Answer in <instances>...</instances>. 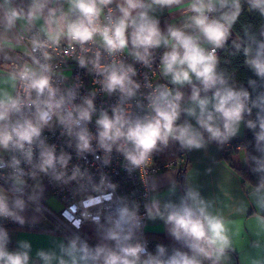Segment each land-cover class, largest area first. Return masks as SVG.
I'll return each mask as SVG.
<instances>
[{
  "label": "clouds",
  "instance_id": "9594fccd",
  "mask_svg": "<svg viewBox=\"0 0 264 264\" xmlns=\"http://www.w3.org/2000/svg\"><path fill=\"white\" fill-rule=\"evenodd\" d=\"M10 2L5 0L6 4ZM50 2L31 0L26 14L22 10L9 8L4 16L6 28H12L22 18L29 25L44 20L41 30L47 39L34 36L31 40L32 53L42 52L44 61L51 58L44 50L51 44H59L62 38L83 46L99 37L102 47L110 56L127 50L130 43L132 51L129 54L146 66L151 61V49L162 45L169 49L161 58V74L169 78L171 84L178 86L177 89L164 85L155 87L147 96L148 111L143 116L133 117L120 105L112 109L111 116L107 111H101L96 120L98 134L95 139L98 148L106 154L115 148L132 168H139L148 163L161 145L167 146L170 141L178 142L186 150L205 148L211 141L218 145L227 143L238 134L244 114H251L252 107L258 108L257 121L248 120L247 127L255 129L257 124L259 127L255 139L261 156L251 157L256 165L252 170L260 174L253 195L257 206L264 209V93L252 100L249 107L248 91L243 88L237 90L229 84L223 73L217 71L216 52L225 45L240 15V0H190L193 15L189 21L182 28L168 27L166 34L161 32L159 21L149 13L155 5L170 7L181 4L182 0H121L117 4L119 15L113 18V11L109 9L107 23L103 24L100 22L103 10L114 0H67L68 11L60 10L59 14L57 9L49 7ZM248 2L252 9L264 16V0ZM218 9L228 10L223 11L218 18H210L208 14ZM186 28L193 29L195 34L186 32ZM247 35L249 43L243 48L245 64L264 81V41ZM203 43L210 45V49L205 48ZM32 60L35 67L26 65L11 76L13 81H19L22 86L23 97L0 91V148L18 151L24 162L33 168L31 172L25 173L20 167L21 160L12 157L7 166L13 170L10 177L11 191L17 195L11 204L5 191L0 189V217L21 224L24 219L20 213L27 207L22 198L25 175L35 178L38 169L44 174L51 173L52 179L64 184L91 179L79 166H75L71 175H68L64 169L71 157L65 153L57 157L55 146H49L40 139L42 130L50 125L54 117L67 135L75 138L78 157L95 152L92 147L94 137L87 128L96 111L93 99L85 97L81 104H74V91L69 90L64 94L53 86L49 64L42 63L35 56H32ZM91 63L97 74L103 77L101 83L106 93L118 92L122 101L136 96L140 85L132 79L136 70L131 65L115 60L108 65H101L99 52ZM80 65L86 67V61L81 59ZM249 84L256 86L252 80ZM185 85L191 87L190 106L182 108L184 94L178 88ZM209 92L211 95H208ZM26 110L30 115L25 114ZM182 112L194 117L198 127L187 121L178 124ZM14 116L17 117L15 120ZM204 133H207V139ZM33 145L39 148L37 163L33 162ZM104 162L107 163V160ZM57 165L60 170H57ZM0 166H4L3 161H0ZM100 183H108L107 177L102 175ZM110 186L115 188V185ZM170 191L174 192L175 186ZM39 199L40 196L35 192L28 196L29 201L38 203ZM90 203L94 205L96 202ZM145 208L149 219L160 218L170 225L169 234L189 251L174 249L170 256H166L165 247L157 245V252L153 255L147 252L146 243H133L135 232L141 225L138 205L130 206L121 201L106 217L107 227L102 234V240L110 241L112 245L100 243L93 248L78 235H73L66 245H60L62 256L59 264H202L201 258L217 264L231 248L226 221L208 211L209 204L195 189L188 188L179 203L168 201L161 208L159 200L153 198ZM86 215L99 224V215ZM8 243V232L0 227V264H29L30 244L21 241V250L10 252L6 247ZM37 256L44 264H51L53 259H57L55 253L45 251H39ZM65 256L68 259H64ZM142 256L146 258L141 259Z\"/></svg>",
  "mask_w": 264,
  "mask_h": 264
},
{
  "label": "built area",
  "instance_id": "2783aa9c",
  "mask_svg": "<svg viewBox=\"0 0 264 264\" xmlns=\"http://www.w3.org/2000/svg\"><path fill=\"white\" fill-rule=\"evenodd\" d=\"M112 9L113 18L118 16V9L114 2L104 8L101 15L100 22L107 23L106 17L108 10ZM210 17L212 13L208 14ZM131 29H129V32ZM264 29L260 31L261 40L264 41ZM34 36L40 39H47L35 28H30L29 32L20 36L21 41L28 46V56L23 59H18L10 62H4L0 58V67L3 63L6 64V69L13 75L24 66L35 67L33 64L32 56L37 57L42 63H48L51 68L52 84L58 88L61 93L66 94L69 90L76 93L74 104H81L83 98L88 97L93 99L96 111L92 115L91 121L87 124L89 132L93 135L92 147L95 152L85 153L82 157H78L76 151V140L74 137L67 135L66 130L53 118L49 126L42 130L41 137L45 144L55 146V153L57 157L61 153H65L71 157L68 162L67 168L64 169L68 175H71L75 166H79L82 172H86L91 179H83L79 181H71L67 184L58 182L52 179L51 173L44 174L36 170V177L42 178L45 190L50 196L59 204V209H48L39 201L33 202L28 200L30 194L24 189L23 199L29 202L34 207H39L53 223L56 229L60 230L67 238L73 235H78L82 240V234L87 230L92 229L96 225L107 226L106 217L111 214L112 209L117 203L123 201L130 206L138 205V215L141 219V225L135 232L133 243L141 242L146 243L147 252L155 255L157 252V245H162L166 249V256H170L174 249L166 244L153 240L147 236L145 224L147 219V212L145 205L150 204L151 198V177L170 166H179V159H175L166 163H155L154 154H152L146 165L139 168H132L128 161L124 158L121 152L113 149L109 154H106L102 149L97 147V140L95 137L98 134V127L96 120L99 118L101 111H107L109 116L112 115V109L117 105L122 106L133 117L143 116L148 111L147 96L158 85H164V81L160 76L161 72V58L160 52L150 50L152 53L149 65H144L136 61L126 50L110 56L107 51L102 47L99 37L93 42H89L83 46L75 44L72 41H60L59 44H51L44 51H47L51 57L49 60L44 61L42 52L38 51L32 53L31 40ZM218 49L216 55L218 54ZM100 53V64L108 65L115 61H122L125 65H131L136 70V75L132 79L140 85L135 97L131 100H121L120 94H108L103 90L102 79L103 77L97 74V70L93 68L91 63L95 59L96 53ZM86 61L87 66L82 67L80 60ZM24 96V91L19 81H16V93ZM35 94L33 93V96ZM26 115L30 113L25 112ZM17 117H13L15 120ZM239 147L238 141H232L227 145V148L237 149ZM17 157L21 160L20 167L25 173L33 170L32 166L24 162L23 156L14 149H9L5 157H0L4 166H0V189L6 192L17 195L13 191L11 174L12 169L10 165L12 157ZM39 148L33 145V162H38ZM107 160V163L104 161ZM131 169V170H129ZM57 170H60L57 165ZM106 176L108 183L101 184V176ZM35 177V178H36ZM35 178L30 175H25L23 179L25 182L30 183ZM110 185H115L113 189ZM95 201L92 205L90 202ZM75 208L76 211H72ZM67 213V216L65 215ZM99 215V224L95 223L90 216ZM10 218L0 217V227L10 226L12 223ZM184 251L182 249H179ZM187 252V251H184ZM146 257H141L145 259Z\"/></svg>",
  "mask_w": 264,
  "mask_h": 264
},
{
  "label": "crops",
  "instance_id": "0c3cea01",
  "mask_svg": "<svg viewBox=\"0 0 264 264\" xmlns=\"http://www.w3.org/2000/svg\"><path fill=\"white\" fill-rule=\"evenodd\" d=\"M121 0H114L117 6ZM31 0H11L10 4H6L5 0H0V58L4 62H10L18 59H23L28 56V46L25 45L20 36L29 32L30 28H35L42 35L46 36L42 31L44 20L35 21L29 25L26 19H19L12 28L5 26V12L9 8H16L17 11H23L25 14L28 10ZM49 7L55 8L64 12L68 11L69 5L67 0H51ZM46 14V13H45ZM159 21L161 32L166 34L168 27L182 28L189 21V17L193 15L190 11V0H182L179 5L170 7L153 6V10L149 13ZM119 15V12H118ZM190 34H195L191 28L184 29ZM47 37V36H46ZM60 41L68 42L66 38ZM205 48L210 49V45L203 43ZM155 52H160L163 56L165 51L169 49L163 45L159 48L152 49ZM127 52L132 51L129 43ZM12 74L6 69V64L3 63L0 67V91H7L11 95L16 93V81L11 79ZM162 81L165 82L168 88L176 90L178 86L170 83L169 78L162 76ZM235 87V86H234ZM236 88V87H235ZM237 89V88H236ZM183 95L181 107L190 106L191 87L183 86L178 88ZM204 93H201L203 96ZM211 95V92L208 93ZM185 121L191 123L194 127H198L194 117H189L182 112L178 124ZM203 131V130H201ZM245 132L244 119L240 124L238 134L231 138L227 143L218 145L216 142H208L205 148L196 150L182 149L178 142L170 141L167 146L161 145L155 151L154 157L160 152H181L179 165L185 166L183 174L184 189L181 188L178 182L179 166L166 167L160 172L151 177V198L159 200L161 208L163 204L171 201L179 203L188 188L197 190L201 197L209 204L208 211L214 215H219L224 218L228 228V234L231 239V248L226 251L217 264H264V209H260L252 192H246L241 184V180L234 169H243L247 167V156L243 148L237 149L227 148V145L232 141H239L243 138ZM207 139V133H204ZM229 150H235L230 156V162L223 159V153ZM8 150L0 148V157H5ZM157 163V161H155ZM158 164V163H157ZM42 178L36 177L30 183L25 182L26 188H30L31 194L37 193L40 196L39 202L48 209H53L49 206L50 194L45 190L38 189L37 185H41ZM175 186V191L170 189ZM9 203L11 204L15 196L9 192ZM30 194V193H29ZM52 200V199H51ZM26 209L20 213L24 219V223L15 222L12 219V224L5 229L9 235V243L7 250L10 252L20 251L19 243L26 241L30 244L29 264H44L37 256L39 251L55 253L57 259H53L51 264H59V258L62 256L60 245L67 244L68 239L60 230L56 229L50 219L40 210L26 201ZM17 227V228H16ZM107 226L96 225L90 230H87L81 236L90 247H95L100 243H108L103 241L102 234ZM24 228H41L43 231H36ZM170 225L165 224L160 218L149 219L147 217L145 230L147 236L153 240L163 241L168 245L179 246L184 251H189L181 242L176 241L169 234ZM175 248V247H173ZM64 259H68L66 256ZM202 259V264H212L210 260Z\"/></svg>",
  "mask_w": 264,
  "mask_h": 264
},
{
  "label": "trees",
  "instance_id": "16d2710c",
  "mask_svg": "<svg viewBox=\"0 0 264 264\" xmlns=\"http://www.w3.org/2000/svg\"><path fill=\"white\" fill-rule=\"evenodd\" d=\"M241 11L240 15L237 18L236 22L233 24L230 32V36L226 41L225 45L218 49V65L217 71L223 73L226 78L229 80V84L235 86L237 90L243 88L248 91L250 96L249 107H251V101L255 100L260 93H264V81L254 73V71L245 64V55L243 53V48L249 43L248 35H253L257 40H261L260 31L264 29V16H261L260 12L256 9H252L248 0H240ZM228 9H218L216 12H213L210 18H218L223 11ZM236 45L240 47L237 48ZM255 48V45H253ZM255 81L256 86L253 87L249 84V81ZM259 112L258 108L252 107L251 114L247 112L244 114V123H245V132L241 140H239V147L243 148L247 156V167L243 169H234L241 180V184L246 192H252L255 186L259 181V173L254 172L252 169L256 167L255 162L251 157H260L261 153L257 151L256 148V139L255 134L259 131V127L255 129H250L247 127V121L252 120L253 122L257 121V113ZM235 150H229L223 153V159L227 162H230V156ZM181 152H160L156 155L155 161L157 163H166L171 162L179 158ZM184 174V173H183ZM183 176L181 177L178 173V182L182 189L183 185ZM10 226L3 227L4 229L9 228ZM17 228V227H16ZM36 231H43L41 228H24ZM83 238V237H82ZM150 238V237H149ZM152 239V238H151ZM160 241V240H158ZM166 244L163 241H160ZM167 245V244H166ZM172 247L171 245H168ZM175 248L181 249L182 247L173 246Z\"/></svg>",
  "mask_w": 264,
  "mask_h": 264
},
{
  "label": "rangeland",
  "instance_id": "374dc122",
  "mask_svg": "<svg viewBox=\"0 0 264 264\" xmlns=\"http://www.w3.org/2000/svg\"><path fill=\"white\" fill-rule=\"evenodd\" d=\"M25 188H26V185H25ZM38 189H40L42 191L45 190V187H44L43 183L41 185H39ZM26 191H27L28 194L30 193V195H31V191L32 190L30 188H28V189L26 188ZM6 195H8V194H6ZM48 205L51 206V207H53L54 210L59 209V204L53 198H50V204H48Z\"/></svg>",
  "mask_w": 264,
  "mask_h": 264
},
{
  "label": "water",
  "instance_id": "95a60500",
  "mask_svg": "<svg viewBox=\"0 0 264 264\" xmlns=\"http://www.w3.org/2000/svg\"><path fill=\"white\" fill-rule=\"evenodd\" d=\"M184 170H185V166L180 167V168L178 169V173H179V175H180L181 177L183 176Z\"/></svg>",
  "mask_w": 264,
  "mask_h": 264
}]
</instances>
